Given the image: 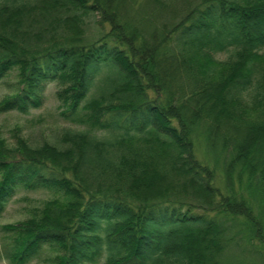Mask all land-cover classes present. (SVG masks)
Wrapping results in <instances>:
<instances>
[{
  "label": "trees",
  "instance_id": "trees-1",
  "mask_svg": "<svg viewBox=\"0 0 264 264\" xmlns=\"http://www.w3.org/2000/svg\"><path fill=\"white\" fill-rule=\"evenodd\" d=\"M132 1H0V85L18 79L0 114L42 108L57 83L61 116L84 126L62 146L18 130L9 148L0 133V216L21 190L55 197L3 228L0 259L225 264L244 246L264 264V0H140L170 19L151 33L130 22ZM106 68L118 104L88 101Z\"/></svg>",
  "mask_w": 264,
  "mask_h": 264
},
{
  "label": "rangeland",
  "instance_id": "rangeland-1",
  "mask_svg": "<svg viewBox=\"0 0 264 264\" xmlns=\"http://www.w3.org/2000/svg\"><path fill=\"white\" fill-rule=\"evenodd\" d=\"M1 1V0H0ZM185 1V2H184ZM135 2L132 1L131 4ZM176 8H181L185 5L191 6L193 4L192 0H176L173 1ZM188 3V4H187ZM137 5L133 7V12L131 13L130 22L141 27L151 33L154 26L161 29L163 22H168L167 13L163 11L161 14H152L154 12L153 6H149L146 2L138 1ZM129 6V5H128ZM95 18L87 19L88 22V37L91 39H97L101 32H99L97 26L95 25ZM110 27L107 25L105 31H109ZM217 57L221 60L226 59V54H218ZM17 72H14L9 79L4 81L0 85V102L9 94L13 92V87L17 86ZM119 76L109 68L103 69V72L96 77L95 84L90 92L88 101L95 98L105 97L108 103L118 104L124 100L126 94L115 93L114 97L111 94L118 89ZM59 86L57 83L46 84L42 89V96L44 98V105L42 108L37 110H31L29 114H20L18 112H12L8 114H0V133L2 137L8 140L9 148H14L16 146L15 133L18 130L22 131V137L27 139L29 143L33 146H39L44 142H49L51 144L62 146L61 139L64 133L67 131H78L84 129V126L77 125L68 121H65L61 116L63 108H59L60 102L57 99L56 92ZM152 97L155 96L153 92L150 93ZM96 134L99 137H106V131H97ZM104 135V136H103ZM223 133L221 134V137ZM223 142V140H222ZM203 144L197 147L199 150V158L204 156L202 151ZM222 154H213L211 158V164L214 166L217 163L218 170L223 169V159ZM55 198L48 191H19L14 199L11 201L6 212L0 216V248L8 242V235L3 230L7 225L17 224L24 220H27L34 216L37 209H40L44 204ZM244 249H243V248ZM235 247L229 251L226 255L225 264H261L257 258L251 256L246 247ZM55 252L50 251L48 248L45 249V254L42 258L32 262L31 264H54L53 259L55 258ZM51 258V259H49ZM0 264H9L7 261L0 259Z\"/></svg>",
  "mask_w": 264,
  "mask_h": 264
}]
</instances>
